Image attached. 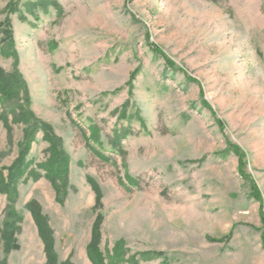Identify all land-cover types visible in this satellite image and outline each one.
I'll return each instance as SVG.
<instances>
[{"label": "rangeland", "instance_id": "obj_1", "mask_svg": "<svg viewBox=\"0 0 264 264\" xmlns=\"http://www.w3.org/2000/svg\"><path fill=\"white\" fill-rule=\"evenodd\" d=\"M39 1L0 0L17 53L0 69L18 72L34 121L61 139L68 183L55 192L39 168L50 151L38 130L25 164L41 178L26 172L14 203L0 193V263L46 264L34 201L56 264H91L96 226L100 253L126 252L118 264H264V0L25 7ZM24 131L0 122L4 175Z\"/></svg>", "mask_w": 264, "mask_h": 264}, {"label": "trees", "instance_id": "obj_2", "mask_svg": "<svg viewBox=\"0 0 264 264\" xmlns=\"http://www.w3.org/2000/svg\"><path fill=\"white\" fill-rule=\"evenodd\" d=\"M36 6L42 8L44 11L47 8L46 4H44V0L34 4H25V7L30 10L34 9ZM0 35L2 36V38H0L1 56L6 59L13 58L16 60L17 53L14 50V41L6 23L0 25ZM0 104L3 108V112L0 115V122L8 131H10V124L12 123L25 126L23 134L24 139L20 144L21 149L18 160L13 163L10 169H7V175H4L3 170L0 169V193L6 195L10 203H14L17 196L16 189L19 182L18 180L21 179L28 170L25 160L31 144L34 142L35 133L38 130L42 131L45 141L49 143L48 151H50L49 160L41 164L39 168L44 171L45 177L51 182L55 192H60V188L66 186L68 183L66 179L69 167L68 156L66 152L63 151L61 139L52 135L50 127L44 123L34 121L32 112L29 109L27 86L24 81H22L18 72L6 73L0 69ZM9 118H11L10 124L8 123ZM120 138L121 136H119V139ZM113 147L115 150L120 151L117 144H114ZM232 151L238 154L237 149L233 148ZM226 153H230V149L226 151ZM226 153H222V155L224 156ZM29 172L35 180L41 178L37 172ZM92 188L96 194V205H98L100 201V192L95 185H93ZM27 209L31 213L33 222L37 228L38 237H40L42 241L43 251H45L46 255V264H56V257L53 251V240L47 223H45L44 218L41 216V209H39L38 204L34 201L28 203ZM20 222L21 217L13 209L9 210L7 221L4 223V236L12 239L10 237L17 230ZM92 235V241L87 247V256L91 264H104L105 259H109V262L112 264L122 263V260H124L126 256V252L121 249L122 246L120 244H116L112 255H107V257L103 252L100 253L97 249L100 238L97 226L93 228ZM148 256H150L149 253H144L141 257L142 259H147ZM130 263L136 264L133 260L130 261ZM0 264L4 263L2 262Z\"/></svg>", "mask_w": 264, "mask_h": 264}]
</instances>
